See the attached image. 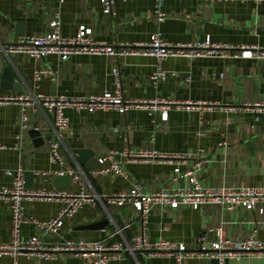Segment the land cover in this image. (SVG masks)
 Returning a JSON list of instances; mask_svg holds the SVG:
<instances>
[{
    "label": "crops",
    "instance_id": "obj_1",
    "mask_svg": "<svg viewBox=\"0 0 264 264\" xmlns=\"http://www.w3.org/2000/svg\"><path fill=\"white\" fill-rule=\"evenodd\" d=\"M155 0H114L113 14H103L99 0H0V43L12 42L19 36L41 35L50 30L51 20L58 15L59 33L73 36L79 25L91 28L90 37L114 48L146 43L159 32L172 44L211 43L233 48L241 45L264 47V0H161L159 9L165 15L158 20ZM229 51H233L232 49ZM157 61L149 55H72L62 61L56 55L35 60L23 54H0V94L84 96L101 93L112 87L111 69L120 72L123 94L136 100H173L190 102L189 108L171 105L167 120L160 111L138 107L120 114L114 110L93 113L65 110L71 134H63L59 151L64 167L79 171L86 186L95 193L128 191L139 183L147 193L185 186L180 179L172 183L175 167L181 171L201 161L198 179L204 186H264V112H253L246 104L264 99V60L221 57H167L160 62L166 78L156 83L150 75ZM6 69V73L4 70ZM42 72L35 78V71ZM10 71V72H9ZM205 105H197V104ZM214 103V106H212ZM20 105H0V186H10L6 169L21 167L32 172L30 189H77V185L57 186L56 177L62 167L49 160L47 143L57 139L51 115L42 107L29 109L27 127H21ZM36 129L39 136L29 131ZM124 147L155 148L160 152L188 155L182 163L124 162L127 176L114 173L97 174L86 170L76 150H88L96 159L108 151ZM107 164V163H106ZM179 165V166H178ZM65 175V174H64ZM63 175V176H64ZM25 181V180H24ZM26 214L39 221L54 217L61 207L55 200L24 202ZM120 207V206H118ZM117 206L103 203L85 204L64 222L59 235H44L47 245L67 240H100L105 245L130 243L143 233L153 242L165 239L184 243L187 250L200 249L199 237L206 242L215 239L214 227L222 224L226 236L243 241L255 230V237L264 241V211L259 213L236 208L225 211L218 204H204L193 209L181 205L176 209L153 205L146 223L131 204ZM264 208V204H262ZM114 211H116L114 213ZM11 213L0 199V245L9 241ZM107 221V222H105ZM101 222V228L88 225ZM121 232L116 234L115 231ZM35 233L31 223L21 226V236ZM13 257L0 254V264H9ZM18 264H84V259L62 251L55 259L44 261L20 255ZM109 264H178L173 256L145 251L127 253ZM181 264H214L195 254ZM230 264H264V256H243Z\"/></svg>",
    "mask_w": 264,
    "mask_h": 264
},
{
    "label": "built area",
    "instance_id": "obj_2",
    "mask_svg": "<svg viewBox=\"0 0 264 264\" xmlns=\"http://www.w3.org/2000/svg\"><path fill=\"white\" fill-rule=\"evenodd\" d=\"M62 1V0H60ZM127 1V0H122ZM155 0V13L158 20L165 16L159 9V2ZM215 1V0H211ZM103 14H113L114 0H99ZM60 19L56 15L50 22V30L41 35L19 36L10 43H0V54H23L35 60H43L49 55H56L64 61L72 55H111L125 56L131 54L149 55L156 59V70L150 75V81L154 84L166 78V73L161 69L160 62L167 57H221V58H244L264 60V47L256 45H241L233 48L227 45L211 43L205 39L201 43L172 44L165 41L159 32L150 35L146 43L133 44L114 48L103 42L94 41L91 37V28L79 25L73 36H62L59 33ZM233 51H229V50ZM44 72L36 70L34 75L38 78ZM112 87L101 93H92L84 96L37 95L28 97L23 95L0 94V105L18 103L20 105L21 127L26 128L29 109L42 107L51 115V122L57 139L47 143L49 160L62 167L59 176L68 174L72 184L77 189L69 190L62 188L30 189L25 186L24 170L21 167L6 169L5 173L10 178V186H0V199L4 200L10 209L11 219L9 223V241L0 245V254L9 253L13 260L9 264H18L17 257L20 255L34 256L44 261L55 259L57 253L62 251L73 252L84 259V264H109L110 261L120 257L122 251L135 253L138 251L148 252L150 255L163 254L173 256L178 264H181L191 255L204 257L214 261V264H230L233 259L243 256H264V241L255 237V230L243 241L234 242L229 239L222 224L214 227V241L206 242L205 235H200V249L198 251L187 250L184 243L171 242L165 239L148 241L144 234L134 236L130 243L119 242L105 245L100 240L86 241L83 239L67 240L60 244L47 245L44 235H59L64 222L77 213L85 204L103 203L111 206H123L131 204L139 214L141 224L146 223L147 215L153 205H165L176 209L181 205H188L196 209L204 204H218L225 211L231 212L236 208L247 211H264V186H204L200 183L197 175L201 169V161H194L190 168L181 171L175 167L171 181L177 184L184 179L188 184L174 186L151 193L144 192L139 183H133L128 191L112 193H95L84 182L81 173L64 167V159L59 151L60 141L63 134H71L69 118L65 110L72 109L75 112L93 113L98 110H114L124 114L127 110L138 107L149 111H160L162 120H167L168 110L171 105L189 108L192 103H179L173 100H136L126 98L123 94L120 72L117 68L111 69ZM197 105H205L197 104ZM214 106V103H212ZM253 112H264V99L253 104H246ZM37 129V128H36ZM7 147L0 143V150ZM120 156L124 162H152L163 163L175 161L185 162L189 156L173 153L160 152L155 148L141 147L132 149L124 147L121 151H108L103 156L97 157L100 167L95 170L97 174L114 173L127 176L122 162L116 157ZM107 163V164H106ZM179 166V165H178ZM33 200H55L61 203L57 214L45 221H39L32 215L26 214L24 202ZM31 223L35 233L30 237L21 236V226ZM121 230L117 229L116 234Z\"/></svg>",
    "mask_w": 264,
    "mask_h": 264
},
{
    "label": "water",
    "instance_id": "obj_3",
    "mask_svg": "<svg viewBox=\"0 0 264 264\" xmlns=\"http://www.w3.org/2000/svg\"><path fill=\"white\" fill-rule=\"evenodd\" d=\"M4 72L6 73V69L4 70ZM10 72V71H9ZM29 131L31 132L32 136L36 137L40 135V132L37 129H31V126L29 125ZM78 156H79V160L80 163L83 165V167L86 170H93L96 167V159H94L92 157V154L90 151L88 150H76L74 151ZM31 177H32V172L31 171H26L24 174V180H25V186L26 187H30V181H31ZM71 181V177L68 174H65L64 176H57L56 177V185L57 186H68L70 184ZM124 206V205H123ZM120 208H122L121 206L118 207L116 209V211L120 210ZM114 211V213L116 212ZM107 222V221H105ZM104 223L101 222H97L91 225H88L89 228H101V226Z\"/></svg>",
    "mask_w": 264,
    "mask_h": 264
}]
</instances>
